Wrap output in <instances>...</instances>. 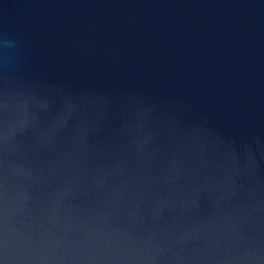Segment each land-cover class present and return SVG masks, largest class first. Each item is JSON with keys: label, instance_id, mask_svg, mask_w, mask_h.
<instances>
[{"label": "water", "instance_id": "1", "mask_svg": "<svg viewBox=\"0 0 264 264\" xmlns=\"http://www.w3.org/2000/svg\"><path fill=\"white\" fill-rule=\"evenodd\" d=\"M0 264H264V0H0Z\"/></svg>", "mask_w": 264, "mask_h": 264}, {"label": "clouds", "instance_id": "2", "mask_svg": "<svg viewBox=\"0 0 264 264\" xmlns=\"http://www.w3.org/2000/svg\"><path fill=\"white\" fill-rule=\"evenodd\" d=\"M7 43H9V46H11V45H10V42H7Z\"/></svg>", "mask_w": 264, "mask_h": 264}]
</instances>
